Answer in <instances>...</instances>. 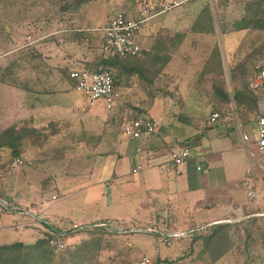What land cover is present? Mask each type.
<instances>
[{
    "label": "crops",
    "instance_id": "obj_1",
    "mask_svg": "<svg viewBox=\"0 0 264 264\" xmlns=\"http://www.w3.org/2000/svg\"><path fill=\"white\" fill-rule=\"evenodd\" d=\"M143 27L135 39L144 54L121 59L115 69L119 74L116 86L119 96L114 109H108L104 101L87 103L70 78L59 91L45 88L26 91L30 94L29 113L23 118L36 122L35 127H41L37 123L42 122L43 127L50 123L54 127L52 134L59 136L63 145L70 146L53 158L65 161V169L50 174L42 185L43 191L57 190L51 197L57 196V203L51 211L44 210L41 222L29 223L33 228L39 224L42 236L54 233L55 229L64 232L63 226L73 222L79 228L81 223L87 227L110 224L120 229L115 232L118 234L133 233L135 225L157 230L167 227L191 237L189 228L194 226L206 227L255 209L264 211V155L256 142L258 111L241 112L211 123L210 91L202 94L198 89L180 90L181 78L165 74L168 73L165 63L173 52L172 40L165 36L147 37ZM190 31L196 33L191 28ZM175 32L183 33L184 39L190 38L185 30ZM217 34L218 28L215 34L204 33L199 37L206 40ZM221 34L229 56L234 49L231 33L221 31ZM102 35L103 45V31ZM175 37L174 48L175 42L180 43V36ZM183 45L182 41V48ZM235 61L234 55L231 56L230 63ZM79 62L80 66L70 70L84 67ZM148 65L156 67L157 72L165 69L154 80L157 86L159 81L169 84V90L150 101L148 91L153 85L149 86L146 77ZM139 108L158 121L159 131L132 140L123 133V125L136 112L141 113ZM204 112H209V116L199 115ZM245 136L249 139L245 140ZM185 146L192 147L193 152L181 175L159 168L173 149ZM39 203L31 202L30 206L35 208ZM102 229L114 234L105 227ZM25 237L27 240L20 237L16 241H36L33 234Z\"/></svg>",
    "mask_w": 264,
    "mask_h": 264
},
{
    "label": "rangeland",
    "instance_id": "obj_2",
    "mask_svg": "<svg viewBox=\"0 0 264 264\" xmlns=\"http://www.w3.org/2000/svg\"><path fill=\"white\" fill-rule=\"evenodd\" d=\"M217 2L222 3L219 8ZM254 2L261 3L260 15H264V0H93L80 6L75 0H0V194L22 207L46 201L43 208H33L35 214L44 215V210L51 211L57 203L51 198L57 190L43 191L42 185L50 174L65 169V161L53 158L70 146L63 145L59 136L52 134L54 127L50 123L48 127H43L42 122L37 123L41 127H35L36 122L23 118L29 113L30 94L26 91L42 88L59 91L70 81L68 70L79 65V61L96 65L103 54L102 28L117 12L141 16L148 4L151 18L145 22L143 31L152 39L165 36L172 40L173 52L165 74L181 78L180 90L198 89L208 94L212 87L204 70L214 45L221 41L230 84L231 56L236 61L249 59L257 47L264 46V31L253 28L228 31L234 43L228 56L218 26V34L206 40L200 39L203 34H194L190 28L207 4L215 17L224 18L227 27L232 28L236 20L253 15L250 6ZM177 30H185V35L190 36L183 40V48L182 42H175L174 48ZM263 61L259 60L255 66ZM164 71L157 72L156 67L148 65L146 77L149 86L153 85L148 91L149 101L169 90L165 81H159L158 86L154 81ZM138 111L145 113L144 109ZM199 115L209 116V112ZM11 133L21 136L20 156L28 157L22 166L14 163L20 156H14L11 148L3 146ZM3 218L0 243H11L20 237L27 240V234H33V240L43 237L39 224L34 228L28 225L34 219L26 213L5 212ZM245 218L242 213L229 217L225 221L230 225L218 232L209 245L206 238L213 228L193 238H178L174 234L172 243L167 244L160 235L149 233L89 232L84 223L73 230L72 222L63 226L64 232L73 231L66 236V245L53 255L51 264H141L146 256L152 258L151 264H264L263 234L250 229L248 222H243ZM14 222L23 224V228L12 229L10 225Z\"/></svg>",
    "mask_w": 264,
    "mask_h": 264
},
{
    "label": "trees",
    "instance_id": "obj_3",
    "mask_svg": "<svg viewBox=\"0 0 264 264\" xmlns=\"http://www.w3.org/2000/svg\"><path fill=\"white\" fill-rule=\"evenodd\" d=\"M90 1L93 0H75V4H77V6H80L81 4ZM221 4L222 3L217 2V8H219ZM260 4L261 3L256 2L252 3L250 8L255 13L251 12L253 15L248 17L244 16L241 19L236 20L232 24V28L227 27L229 26V24L225 22L224 18H220L218 16L215 17L213 12L211 11L209 4H207L199 14L196 23L192 27V31L198 34H215L217 26L223 33L230 30L239 31L249 28L264 31V15H260L261 12H263V9H261V6H259ZM254 7L259 8L258 10H254ZM177 35L180 36L178 42H182L184 36L181 35L183 34L179 33ZM121 59L124 58L115 53L107 54L105 51H103V54L99 58L96 65H84V67L95 70L110 69L114 74L116 87L118 84L119 74L115 69L119 66ZM261 59H264V46L257 47L255 52L251 54L249 59H240L231 63L229 65L230 84H228L220 44L219 42H217L214 45L211 56L208 58L204 70L205 77L209 78V80L211 81L212 88L210 90V96L213 106V112L217 111L223 118L230 119L235 114L239 115L241 112L256 113L258 111L259 94L250 87V82L258 72L259 65L255 66V63ZM168 60L169 58L167 59L165 65H167ZM67 75L68 78H70L69 70L67 72ZM11 130L12 129H9V131ZM20 139L21 136L19 134L11 133L3 143V146L11 148L14 156H20V148L18 146V141ZM0 197L4 198L2 194H0ZM244 215H246L247 218H245L243 222H248V224L250 225V229L255 228L256 230L258 229L259 231H261L264 237V211L261 209H255L251 212H245ZM225 220L215 222L202 228L197 226L189 228V230L192 231L191 237L193 238L203 235L208 231V229L213 228L212 234L206 238L207 245H209L212 239L218 234V232L230 225L227 224L228 221ZM104 226V224H91L88 227L89 229H93V231H102L103 229L101 230V228H103ZM71 232H62L59 229H55L54 233H47L42 238L37 239L34 243L16 241L12 243L0 244V264H51L53 255L57 250H59L55 246L51 245V239L56 238V235L59 233H65V235L67 236L70 235Z\"/></svg>",
    "mask_w": 264,
    "mask_h": 264
},
{
    "label": "built area",
    "instance_id": "obj_4",
    "mask_svg": "<svg viewBox=\"0 0 264 264\" xmlns=\"http://www.w3.org/2000/svg\"><path fill=\"white\" fill-rule=\"evenodd\" d=\"M149 5L146 4L141 16H132L125 12H117L110 21L106 24L102 31L104 32L103 51L107 54L115 53L122 58L140 56L143 52L142 46L136 41V34L142 29L143 25L151 17L148 15ZM70 79L74 82V88L85 96L90 105H95L99 101H104L108 109L112 110L116 106L118 100V92L116 91L114 74L110 69H88L85 67L73 68L69 71ZM250 87L259 94L258 101V123L256 142L259 151L264 155V62L258 66V72L251 79ZM222 118L219 112H213L209 121L211 123L218 122ZM159 131L158 121L145 113H138L126 121L123 125V133L130 139H139L145 135L156 134ZM249 137L245 136V140ZM192 147L185 146L173 149L170 152L169 159L159 164V168L165 172L181 175L187 161L192 156ZM28 161L27 156L16 158L15 165L22 166ZM138 168H134L133 172H137ZM57 199V196H53ZM46 201L40 202L36 207L43 208ZM21 211L30 215L34 221L41 222L43 217L41 214L33 213L32 207H22L20 204L9 202L0 197V228L4 226L3 214L5 212ZM30 226V224L28 223ZM14 230H21L23 224L14 222L11 225ZM25 226V225H24ZM105 229L110 233L119 232L120 229L105 224ZM79 229V224L73 225V230ZM72 230V231H73ZM135 232L151 233L159 232V235L167 244H171V236L177 235L182 238L186 234L183 232H172L167 227L161 230L152 227H137ZM51 245L58 249L66 245L65 233H59L56 238L51 239ZM152 258L146 256L141 264H151Z\"/></svg>",
    "mask_w": 264,
    "mask_h": 264
}]
</instances>
